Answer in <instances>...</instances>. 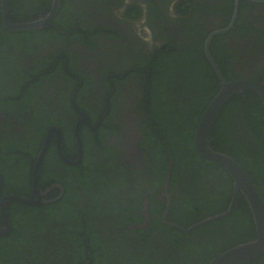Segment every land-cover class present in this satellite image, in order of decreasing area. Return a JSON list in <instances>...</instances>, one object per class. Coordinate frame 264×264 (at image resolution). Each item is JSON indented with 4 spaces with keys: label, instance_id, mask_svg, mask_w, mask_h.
Instances as JSON below:
<instances>
[{
    "label": "flooded vegetation",
    "instance_id": "af4514ba",
    "mask_svg": "<svg viewBox=\"0 0 264 264\" xmlns=\"http://www.w3.org/2000/svg\"><path fill=\"white\" fill-rule=\"evenodd\" d=\"M52 6L53 0H10L9 14L29 16L23 21L36 20L48 14ZM234 14V26L212 38L211 55L226 79L233 73L232 79L248 77L264 82V0H61L58 15L51 23L41 30L23 32L5 29L0 5V24L3 30L0 33V98L20 103V94L23 96L35 91L31 96L35 101L29 106V114H22L25 113V108L20 106L12 108L10 112L6 108H0V141L5 144L6 150L13 146L19 147V144L24 149L23 158L17 159L22 181L16 184V189H10L11 192L4 196L16 194L37 198L32 180L35 162L51 129H60V141L57 133L53 132L40 168V171L44 169L45 162L46 173L43 178L46 186L42 187L39 183V191L45 193L43 199L53 201L39 205L7 201L6 209L12 233L0 237L5 239L6 251H10L13 242L15 247L20 243L13 236V220L26 216V212L19 213L22 208L20 204L42 208L38 210L42 211L39 218H31V221L38 223L48 216L54 204L70 195L72 200L81 205H95V198L100 205L127 207L121 220L127 222L126 229L121 226L113 228L105 222L102 214L97 215L98 221L104 224L105 230L110 234L106 233L107 236L102 239L110 250L107 255H113L116 264H154L164 258L176 257L175 251L169 250L173 243L166 241V237L167 230H178L167 222L176 223L169 220V214L175 195L179 192H172L170 184L167 189L168 172L163 177L160 176L158 162L163 163L168 153L169 169L171 163L174 165V157L171 148L167 152V131L158 127L153 112L150 114V110L148 111L150 101L147 91L150 90L152 77L149 64L154 55L163 50L168 58L165 61L167 74L162 75L163 81L166 76L182 81L187 76L180 69L183 64L194 67L203 63L205 67L201 70L190 71L189 77L194 76L192 81L203 79L198 73L205 72L210 85L213 77L217 78L219 84V77L206 56L204 46L213 31L229 26ZM5 32L14 34L13 38ZM25 33L31 35H19ZM11 40H17L13 44L18 57H12L14 72L10 84L5 83V41L11 45ZM239 50L246 57L245 63L240 61ZM173 57H177L175 62L171 60ZM236 66L242 69L237 71ZM212 70L214 76L209 75ZM220 85L221 82L214 94H206L210 92L209 87L202 91L190 85L184 88L182 94L188 88L191 90L188 101L200 96L205 100L200 114L194 108L192 114L184 119L185 122L181 123L179 117L172 121L181 137L186 134L188 125L197 127L201 115L219 91ZM10 90V94H5V91ZM42 97H45L48 105H39ZM229 100L230 98L213 129L220 124L223 128L226 124L230 127L231 118L223 122ZM171 103L177 106L180 100ZM155 111L160 115L157 107ZM34 114L49 123L46 129L42 130L41 119ZM20 116L25 117L24 122H20ZM239 117L241 122L248 125L243 117V109ZM154 132L158 134V139L152 137ZM39 133H44V143L41 149L33 152V143ZM246 136L252 142L260 143L250 133H246ZM214 139L229 146L222 129ZM158 146L163 148L165 156H158L159 152H155ZM184 147L189 155L191 148ZM224 150H229V147ZM80 154L82 156L78 161ZM200 158L203 157L200 155ZM68 161L78 162L71 164ZM209 163L212 166L205 168V175L192 184L183 188L180 181V192L184 193L179 199L183 203L193 201L200 210H205L208 214L223 213L229 209L233 198V179L221 165L212 161ZM251 167L257 177L251 175L250 171L249 174L251 173L264 204V157L260 165ZM5 168L12 170L10 165ZM95 169L99 171L98 176L92 172ZM195 169L198 170L199 166L195 165ZM78 179H82V184L86 186L78 189ZM5 183L3 176V187ZM189 188L194 189L195 193L191 194ZM167 194L171 196V207L164 216L168 203ZM238 195L244 198L239 191L235 202ZM226 199H229V204L225 207ZM9 208L13 211H9ZM117 215L118 213L115 217ZM147 219V227H141ZM211 223L212 227L204 231L200 226L188 233L178 230L182 235L177 238L181 240L184 249L186 238L191 239L190 243L205 246L208 261L204 264L256 236L252 214L249 220L232 209L228 215ZM0 228H4L3 220L0 221ZM27 240L36 241L44 248L45 244L53 242V238H41L38 235L29 236ZM20 247L24 252L21 260L24 261L59 264L62 260V256L51 252L43 255L44 262L36 261L33 257L44 252H34L36 248L32 245V252H25L24 242L20 243ZM18 262L21 264L20 260Z\"/></svg>",
    "mask_w": 264,
    "mask_h": 264
},
{
    "label": "trees",
    "instance_id": "16d2710c",
    "mask_svg": "<svg viewBox=\"0 0 264 264\" xmlns=\"http://www.w3.org/2000/svg\"><path fill=\"white\" fill-rule=\"evenodd\" d=\"M24 14H10V20L12 22H22L23 20L29 18L24 17ZM26 15V14H25ZM3 30L1 28L0 24V33H2ZM7 33V34H6ZM38 33V32H37ZM6 35L11 36L13 38L14 34L5 32ZM19 35H25V37H28L31 35V33H25V34H19ZM2 39L0 35V40ZM27 41V39H26ZM12 44L17 42L10 41ZM22 42V41H20ZM7 41H5V44ZM23 43V42H22ZM28 49H31L30 46H27ZM176 52V51H175ZM174 52V53H175ZM173 53V54H174ZM168 60L167 57H165V52L159 51L157 54L154 55V57L150 60V68H152V77L150 81V90L147 91V85L145 86V91L148 92V97L150 101V107L148 111L150 110V114L153 112L155 120L158 122V127L163 130L164 126L160 121V115L156 113V103H155V91L156 88L159 87V85L162 86L163 77L162 75L167 74V64L165 61ZM241 61V60H240ZM242 62V61H241ZM204 65V64H203ZM17 69H20L17 67ZM211 70V68H210ZM231 73V72H230ZM203 79L200 80H209V77L205 78V72L198 73ZM210 76H214L213 70L209 73ZM232 76H227V79H232L233 73H231ZM191 78V84L190 87H197L199 90H206L201 86L200 80L197 82L192 81L194 76ZM171 79H174L176 81H179L175 77L167 78V86L171 83ZM213 83L215 85H210V92H205L206 94L209 93H215L217 91V86H219L218 80L216 77L212 78ZM12 91H5V94H10ZM17 92V91H16ZM19 92V91H18ZM178 93V92H177ZM20 94V93H19ZM33 94H27L25 93L23 96L20 94V100H22L20 103H16L14 100L9 99L8 102L5 98H0V108L7 109L8 112L12 110V108H15L17 106H20L21 108H25V113L22 114H29V106L32 104L35 99H31V96ZM169 91L167 89V105L171 100L168 98ZM179 95V94H178ZM245 96V98H244ZM205 98L203 96L193 98L189 100L191 103L190 109L194 110V108L199 111L201 110V106H199L200 102H203ZM230 104L226 107L224 111L223 116V122H227L228 118H231V124L230 127L225 126L223 128L222 124L220 126L212 128L210 132V144L211 146L222 152H228L229 155H231L234 159L238 160L239 163L243 165V167L252 173L254 177H257V174L253 173L251 164H249L246 159L243 157L241 152L243 151L242 148L245 146L248 142H252L249 138H246V133H250L255 140H259L260 143H254L252 142L257 148H259L261 151L264 149V107L262 105L261 99L258 96V94L252 90L246 91L244 94H233L230 97ZM70 103V102H69ZM149 103V102H148ZM174 110H172V113L174 115V118H172V121L177 119L179 117V114L182 113L181 110L183 109L182 104L175 106L171 103ZM203 106V105H202ZM204 107V106H203ZM241 107V110L243 109V117L245 122L248 125H245L243 122H239L237 118V114H232V109H239ZM235 109V110H236ZM246 109L248 111H246ZM239 111V113H240ZM201 113V112H200ZM199 113V114H200ZM186 114L184 119H187ZM35 117H37L39 120L41 119L39 115L34 114ZM170 117V116H168ZM20 122L25 121L24 116L19 117ZM12 121V120H10ZM239 124L238 127L235 128V124ZM48 122L41 119V126L42 130L46 129L48 126ZM187 132L186 134L181 137L178 133V128L174 127L173 124H171L170 127H167V152L168 149L171 148L172 155L174 157V165L172 169V178L170 182V188L172 189V192L177 191L174 199V204L171 207L170 214H169V220L171 222H176L179 225L187 228L191 224L196 223L200 221L201 219H204L208 216L216 215L217 213L208 214L205 210H200L199 206L194 203L193 201H189L187 203H183L179 197L183 195L184 191L180 192V181L182 177V169L181 166L184 164V156H187L188 158L200 163L203 168H210L212 164L209 163V161L204 160L203 158H200V154L197 151L195 147L194 142V135H195V128L196 126L188 125L187 126ZM220 129L224 131V137L226 140H228L229 146L222 143L219 139H214V136H217L218 133H220ZM153 138L158 139V134L154 132V135H152ZM44 133H39V136L36 137V141L33 143L34 151H38L39 148L41 149L42 144L44 143ZM241 140L242 145H239L236 141ZM184 145L190 149L191 152L189 155H187V150L184 147ZM225 147H229V150H224ZM25 148H27L25 146ZM14 149V150H12ZM162 147L158 146L155 148V152H159L158 156H165V153H162ZM24 149L22 148L21 144H19V147L13 146L10 147L9 150L5 149V144L0 141V172L4 176L5 184L3 187L2 192L0 193V200L7 192H11L10 189H16V184L20 181H22L21 173L19 171L18 165H17V159L23 158L22 152ZM240 152V153H239ZM194 155H193V154ZM11 155V156H9ZM193 155V156H192ZM167 158L163 161V163L158 162L159 170L161 173V177H163L166 172H168V165H169V155L167 153ZM259 161H262L263 158L256 157ZM157 162V161H156ZM213 162V161H212ZM10 165L12 167V170H9L7 167ZM44 169L40 171V179L39 183L42 184V187L46 186V181H44V174L46 173V166L44 162ZM93 173L99 175V171L95 169V172L92 170ZM29 174V173H28ZM92 183H89V185ZM86 186V184H82V179H78L77 181V188L81 189ZM88 186V185H87ZM5 187L6 190H5ZM192 193H195L194 189L189 188ZM187 190V189H185ZM105 194V193H104ZM231 195V193H229ZM228 195H226L227 198ZM102 197V194H101ZM100 197V198H101ZM94 198L95 205L90 204H84L81 205L80 202L74 201L71 199L70 195H67L66 198L52 206L50 208V213L48 216L43 220L39 221L38 223H34L31 221L32 216H34V220L40 217L42 214V211H39V209L42 208H30L29 206H25L20 204L22 207L19 210V213L26 212L25 218H22V216L13 220V236L18 238V241L24 242L26 244V250L25 252H32L30 250V246H35V251L38 250L39 252H44V254H36L33 258L36 261L44 262V256L43 255H49L51 252L54 255H60L62 256V260L59 262V264H116L115 258L113 255L105 253L104 250H102L101 246L98 244L97 240L99 237L107 236L109 234L105 228L104 224L100 223L97 219V215L102 214L105 217V222L107 224H110L113 228H118L119 226L123 228H127L126 224L127 222H122L121 220L124 217L123 212L127 209V207H117V206H104L100 205ZM229 204V199L225 200V207ZM110 206V207H109ZM32 210V211H30ZM9 211H13L12 208H9ZM233 211H238L239 215H242L243 218L251 220V214L250 209L248 207V204L246 203V200L241 196L238 195V200L235 202V207L233 208ZM118 213L117 217L115 215ZM106 217H108V220L106 221ZM0 221H2V216L0 214ZM120 221V223H119ZM212 223H208L206 225L200 226L203 231L210 229L212 227ZM114 231V230H113ZM107 233V234H106ZM202 233V231H201ZM38 235L41 238L42 237H50L53 238L52 245L49 248L40 247L38 242L33 240H27L29 236ZM110 235V234H109ZM182 235V233L176 229L172 231L167 230V237L166 241L169 243H173V246L169 247V250L175 251L176 257L173 259H167L164 258L162 261V264H204L208 261V258H206L205 253V246L198 245L197 243H190V238H186V246L185 249L181 246V240L177 237ZM201 235V234H200ZM20 237H25V239H20ZM190 237V236H188ZM14 243L12 244L10 251L5 250V239L0 238V264H15V261L19 264L18 260L21 261V264H34L30 261H24L21 260V256L24 252H22V248L20 247V243L18 247L14 246ZM42 243V242H41ZM73 244V247L71 248L70 244ZM18 244V243H16ZM15 247V248H14ZM63 247H67V249H62ZM9 251V252H8ZM91 251V252H90ZM91 253V255L89 254ZM66 256V257H63ZM110 258V259H108ZM199 258L201 260L199 261ZM7 260V262H6ZM104 260L102 263L101 261ZM154 264H161L160 261L155 262ZM248 264H264V255L259 257L258 259L248 263Z\"/></svg>",
    "mask_w": 264,
    "mask_h": 264
},
{
    "label": "water",
    "instance_id": "95a60500",
    "mask_svg": "<svg viewBox=\"0 0 264 264\" xmlns=\"http://www.w3.org/2000/svg\"><path fill=\"white\" fill-rule=\"evenodd\" d=\"M141 1L145 2L147 0H141ZM60 3L61 0H53V6L50 12L36 20L12 22L11 20H9L10 0H0L1 20L3 26L5 27V29L11 32L41 30L45 25L51 23L56 18V16L58 15ZM235 18H236V14H234L233 20L230 22L227 28L213 31L206 39L204 51L206 53V56L212 63V66L219 77L221 85L219 91L212 98V100L206 107L205 111L201 115V118L195 129V135H194L195 147L199 152V154L203 158L221 165L233 179V187H234L233 198L230 202V206L227 211L201 219L200 221H198L197 223L193 224L188 228H184L176 223L167 222V224L177 228L183 233H188L199 226L220 219L228 215L232 211L234 202L237 198V194L240 191L244 196L249 206L250 212L252 214L255 225L256 236L252 240L241 242L233 246L232 248L224 251L223 253L215 256L207 264H248L264 255V204L260 198L254 179L236 159H234L232 156L228 155L227 153L214 149L210 144V132L213 128V125L216 119L218 118L219 114L223 110V107L226 104L227 100L233 94H239L248 90H252L260 96L264 106V82L248 77H242L238 79H226L222 74L220 66L214 61L210 52V43L212 38L216 35H219L231 29L234 26ZM53 132L57 133L58 141H60L59 127L52 128L50 131V135L45 141L34 166L32 180L34 186V194L37 198L31 199L16 194H10L2 197L0 201V214L2 216L4 228L3 229L0 228V237H6L12 233V225L10 219L8 218L7 209H6L7 201L13 200L28 205H39L42 203L53 201V200L43 199L45 193L39 191L40 168L48 148L49 139ZM81 156L82 155L80 154L78 161H80ZM78 161L76 162L68 161V162L71 164H76ZM172 164L173 163L170 164L167 173V183H166L167 189L171 181L172 169H173ZM2 188H3V176L0 173V192L2 191ZM167 198H168V203L164 216L168 214L171 207V196L167 194ZM147 225H148V219L145 223L141 225V227H147Z\"/></svg>",
    "mask_w": 264,
    "mask_h": 264
},
{
    "label": "rangeland",
    "instance_id": "374dc122",
    "mask_svg": "<svg viewBox=\"0 0 264 264\" xmlns=\"http://www.w3.org/2000/svg\"><path fill=\"white\" fill-rule=\"evenodd\" d=\"M51 44V43H50ZM18 51L15 48L14 44H5V83L9 82L11 84L12 79H13V56H17ZM239 58L241 59V61L243 63H245V59L246 57H244L242 55V52L239 50ZM172 62H175L177 60V57H173ZM63 61V60H61ZM205 66L203 65V63H199L198 66H194L191 67L188 64H183L180 69H182L183 71V75H187L186 77H184V79L182 81H176L174 79H171V83L167 86V76L165 77L166 80L162 81V86L159 85L158 88H156L155 91V103H156V107L157 109H159V113H160V121L163 124L165 130L167 131V127H170L172 124V118H174V115L172 113V110H174V108L172 107L171 103H168V107H167V89L169 91V95L168 98L171 101H179L183 106V109L181 110L182 113L179 114V119H181V123L185 122L184 118L186 116V114H192V110L190 109L191 103L187 100L189 98V96L191 95V90L188 88L186 90V92L184 94H182V91L184 90V88H186L187 86H189L191 84V78L189 77V73L191 70H195V71H199L202 68H204ZM242 68L240 67H235V70H241ZM201 86L203 88H208L210 86V82L208 80H200ZM178 92V94H177ZM35 93V91L33 92ZM43 104L44 105H48V101L45 99V97L40 98L39 100V105ZM203 102H200L199 106H202ZM236 109V108H235ZM232 109L231 113L232 114H237V118L238 121L241 122V119L239 117V111L241 110V107L239 109ZM175 111V110H174ZM170 116V117H168ZM239 124H235V128L238 127ZM176 127V126H174ZM188 128H186L187 130ZM246 136V135H245ZM246 138L248 139V137L246 136ZM239 145H242V141L241 140H237L236 141ZM242 152L241 154L243 155V157L246 159V161L251 164V165H260L262 163V161H259L256 157L258 158H263L264 154L263 151H261L259 148H257L252 142H248L245 146H243L242 148ZM240 153V152H239ZM184 164L181 166L182 169V177H181V181H182V187H186L187 184H192L193 181L200 179L203 175H205V168L202 167V165L190 158H188L187 156H184ZM19 165H21V163L19 162ZM195 165L199 166V169L196 170L195 169ZM16 211V210H15ZM98 244L101 246L102 250L105 251V253L109 252L110 250L107 249V244L103 241L102 237H99V239L97 240ZM46 248L51 249L50 246H53L52 244H45ZM71 248L73 247V244H70ZM62 249H67V247H63ZM134 258V256H133ZM162 261H160V263L162 264ZM17 263V261H15V264Z\"/></svg>",
    "mask_w": 264,
    "mask_h": 264
}]
</instances>
